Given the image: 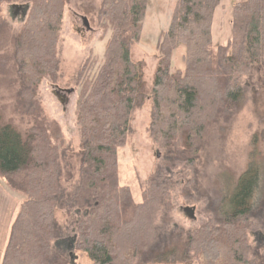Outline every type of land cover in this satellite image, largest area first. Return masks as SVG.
<instances>
[{
  "label": "trees",
  "instance_id": "obj_1",
  "mask_svg": "<svg viewBox=\"0 0 264 264\" xmlns=\"http://www.w3.org/2000/svg\"><path fill=\"white\" fill-rule=\"evenodd\" d=\"M0 0L1 31L6 23ZM28 12L13 36L12 59L21 110L34 123L22 132L0 111V177L24 196L1 264H62L57 257L55 212L64 194L60 128L42 114L39 86L59 70V38L71 0H25ZM148 0H103L99 18L109 34L103 62L79 69L76 123L81 139L80 180L71 205L81 211L75 249L91 264H247L248 220L264 199V161L253 156L233 185L220 193V206L184 239L155 246L159 220L169 207L170 173L196 168L213 121L230 115L243 96V79L264 67V0L237 2L232 37L213 48V21L221 0H177L169 28L159 36V59L147 86L146 61L133 56ZM1 45V43H0ZM184 47V69L171 70L174 51ZM5 62V60H1ZM151 97V135L167 153L134 200L119 183L118 150L132 132L135 107ZM193 171V170H192ZM262 175V177H261ZM233 188V189H232Z\"/></svg>",
  "mask_w": 264,
  "mask_h": 264
},
{
  "label": "rangeland",
  "instance_id": "obj_2",
  "mask_svg": "<svg viewBox=\"0 0 264 264\" xmlns=\"http://www.w3.org/2000/svg\"><path fill=\"white\" fill-rule=\"evenodd\" d=\"M103 0H71L65 7L59 38V70L54 77L45 78L36 99L42 114L60 128L63 143L59 144L64 194L55 212L57 238L54 242L62 264H91L87 255L75 249L76 222L81 211L73 207L71 194L80 177L81 139L76 123V102L79 94L77 75L83 62L93 60L91 74L103 62L109 34L103 35L99 11ZM245 0H221L213 21V48L225 45L232 37V8ZM177 0H148L140 40L133 48L136 59L146 61L147 86L150 88L159 51L161 33L169 28ZM6 23L1 31L0 45V111L6 122H12L25 132L35 122L32 114L21 110L19 81L12 59L13 36L20 29L28 12L25 0L2 4ZM83 17H87L89 28ZM184 47L174 51L171 70L184 69ZM5 60V62H1ZM240 105L230 115H220L210 126L200 149L196 168L179 169L170 173L169 207L159 220V238L155 246L186 238L204 224L220 206V193L233 185L245 171L253 152L256 160L264 161V67L255 66L251 75L243 79ZM73 89L72 92L67 90ZM153 104L151 97L138 104L132 114V132L125 146L118 150L119 183L128 186L134 200L141 201L142 187L155 172L167 153L151 135ZM193 170V171H192ZM262 177V175H261ZM233 189V188H232ZM24 196L13 190L0 177V264L11 227ZM250 242L247 264H264V199L258 203L248 220ZM193 258L176 263L141 264H197Z\"/></svg>",
  "mask_w": 264,
  "mask_h": 264
},
{
  "label": "water",
  "instance_id": "obj_3",
  "mask_svg": "<svg viewBox=\"0 0 264 264\" xmlns=\"http://www.w3.org/2000/svg\"><path fill=\"white\" fill-rule=\"evenodd\" d=\"M28 8H29V6H28ZM83 19H84V24H85V26L89 28V21H88L87 17H83ZM67 91H68V92H72L73 89H69V90H67Z\"/></svg>",
  "mask_w": 264,
  "mask_h": 264
}]
</instances>
